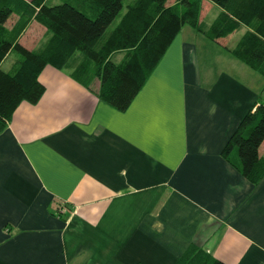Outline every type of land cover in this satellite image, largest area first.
<instances>
[{
    "label": "crops",
    "instance_id": "obj_1",
    "mask_svg": "<svg viewBox=\"0 0 264 264\" xmlns=\"http://www.w3.org/2000/svg\"><path fill=\"white\" fill-rule=\"evenodd\" d=\"M250 71L188 26L124 111L46 66L0 133V264H175L191 244L264 264V178L221 155L261 97Z\"/></svg>",
    "mask_w": 264,
    "mask_h": 264
},
{
    "label": "trees",
    "instance_id": "obj_2",
    "mask_svg": "<svg viewBox=\"0 0 264 264\" xmlns=\"http://www.w3.org/2000/svg\"><path fill=\"white\" fill-rule=\"evenodd\" d=\"M0 0V64L9 53L18 58L8 71L0 68V133L15 109L35 105L44 93L38 75L46 66L70 69L84 88L99 81L97 98L116 111L128 108L181 28L188 26L219 45L264 79V0H31L29 12ZM129 1V0H128ZM208 4L219 13L203 24ZM15 14L11 27L5 22ZM47 38L34 51L19 43L32 22ZM245 31L233 47L227 40ZM230 35V36H229ZM123 52L120 62L112 55ZM260 98V100H259ZM239 121L221 155L252 185L264 178V100ZM175 264H223L191 244Z\"/></svg>",
    "mask_w": 264,
    "mask_h": 264
},
{
    "label": "rangeland",
    "instance_id": "obj_3",
    "mask_svg": "<svg viewBox=\"0 0 264 264\" xmlns=\"http://www.w3.org/2000/svg\"><path fill=\"white\" fill-rule=\"evenodd\" d=\"M30 1L31 0H13L12 1V11H14L13 13L16 14V11H26L29 12V8H30ZM132 0H126V2H131ZM175 0H169V4L172 5L174 3ZM174 5V4H173ZM212 7L211 10H208V8L205 9V14L203 12V15H201V18L203 19V24L209 23L211 22L216 15L219 12L218 7H216L215 5L212 4H208ZM15 14H11V16L7 19V21L5 22V27H8V25H10L11 23H13L14 19H16V15ZM32 25L33 27H31L28 31V33L24 36V38H22V42L23 44L31 51L36 50L37 48H39L40 46H42V42L47 38L46 32L43 33V31L41 30H45L43 27H41L40 25H38L36 22L32 21ZM240 30V29H239ZM239 30H237L236 32L232 33L231 35H233L232 40H235L237 38V36L240 35L241 31L239 32ZM16 57H18V55L16 53H11L9 55V57L2 63L1 65V69L2 70H7L8 67L10 66V64L16 59ZM120 57V54H115L112 57V61H116L117 58ZM248 70H250L248 68ZM251 74H253V77L257 78V83L255 82V80H248L249 82L252 83V85L259 90L260 92V96H261V100H264V79H262L259 75H257L256 73L250 71ZM243 79V78H242ZM247 81V80H245Z\"/></svg>",
    "mask_w": 264,
    "mask_h": 264
}]
</instances>
